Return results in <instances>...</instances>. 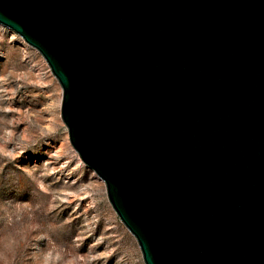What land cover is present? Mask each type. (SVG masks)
Returning <instances> with one entry per match:
<instances>
[{
    "label": "water",
    "instance_id": "water-1",
    "mask_svg": "<svg viewBox=\"0 0 264 264\" xmlns=\"http://www.w3.org/2000/svg\"><path fill=\"white\" fill-rule=\"evenodd\" d=\"M144 264H264V0H0Z\"/></svg>",
    "mask_w": 264,
    "mask_h": 264
},
{
    "label": "rangeland",
    "instance_id": "rangeland-1",
    "mask_svg": "<svg viewBox=\"0 0 264 264\" xmlns=\"http://www.w3.org/2000/svg\"><path fill=\"white\" fill-rule=\"evenodd\" d=\"M61 96L40 53L0 25V169L20 180L0 190V198L38 205L49 232L41 249L63 248L74 264H144L103 181L69 142ZM18 166L31 169L25 175Z\"/></svg>",
    "mask_w": 264,
    "mask_h": 264
},
{
    "label": "clouds",
    "instance_id": "clouds-1",
    "mask_svg": "<svg viewBox=\"0 0 264 264\" xmlns=\"http://www.w3.org/2000/svg\"><path fill=\"white\" fill-rule=\"evenodd\" d=\"M18 167L25 175L31 169ZM19 182L16 173L0 169V190ZM37 209L31 200L0 198V264H74V259H65L63 248H39V240L49 239V232L36 215Z\"/></svg>",
    "mask_w": 264,
    "mask_h": 264
}]
</instances>
